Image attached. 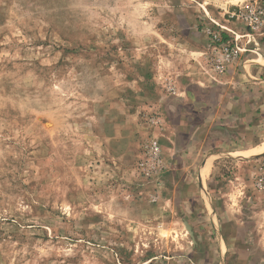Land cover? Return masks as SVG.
<instances>
[{
    "label": "rangeland",
    "instance_id": "rangeland-1",
    "mask_svg": "<svg viewBox=\"0 0 264 264\" xmlns=\"http://www.w3.org/2000/svg\"><path fill=\"white\" fill-rule=\"evenodd\" d=\"M224 7L0 0V264H143L194 247L189 225L212 224L171 197L183 170L162 139L184 103L176 94L216 72ZM148 138L166 164L152 178L137 167ZM218 171L220 221L246 264H264V155ZM163 180L171 200L159 199Z\"/></svg>",
    "mask_w": 264,
    "mask_h": 264
},
{
    "label": "crops",
    "instance_id": "crops-1",
    "mask_svg": "<svg viewBox=\"0 0 264 264\" xmlns=\"http://www.w3.org/2000/svg\"><path fill=\"white\" fill-rule=\"evenodd\" d=\"M223 17L219 25L221 33L217 32L218 28H212L219 38L218 46L214 47L222 57V43L238 45L241 50L232 61L224 60L223 72L213 73L208 69L189 81L191 88L187 92L176 94L184 103L170 131H164L166 139H162L165 151L171 156V166L176 172L183 170V178H178L176 173L171 176L170 182L176 183L171 197L177 201L181 197L185 213H205L212 225H189L194 247L177 258L164 259V264L247 263L245 255H238L235 237L230 236L227 225L220 221L212 181L215 182L223 160L264 155V30L255 32L240 21ZM212 63L215 69L216 62ZM193 167H196L194 173ZM162 182L159 199H170L162 193L167 187ZM180 182L184 187L179 191ZM170 210L178 212L179 207ZM159 211L169 212L167 208ZM200 229L205 234L202 239L196 234Z\"/></svg>",
    "mask_w": 264,
    "mask_h": 264
},
{
    "label": "built area",
    "instance_id": "built-area-1",
    "mask_svg": "<svg viewBox=\"0 0 264 264\" xmlns=\"http://www.w3.org/2000/svg\"><path fill=\"white\" fill-rule=\"evenodd\" d=\"M225 7L223 8V16L231 20L240 21L252 31L260 32L264 30V0H223ZM214 37L219 40L218 34L214 33ZM223 57H217L215 62V70L223 72L225 70L224 60L232 61L240 52V46L234 47L224 46ZM137 167L146 178H152L157 174L165 171V161L162 154V148L159 141L155 138L146 139L142 146L140 155L137 160ZM164 257H153L143 264H164Z\"/></svg>",
    "mask_w": 264,
    "mask_h": 264
}]
</instances>
